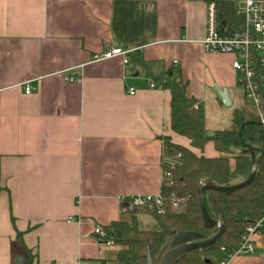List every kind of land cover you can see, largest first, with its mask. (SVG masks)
<instances>
[{
	"label": "crops",
	"instance_id": "0c3cea01",
	"mask_svg": "<svg viewBox=\"0 0 264 264\" xmlns=\"http://www.w3.org/2000/svg\"><path fill=\"white\" fill-rule=\"evenodd\" d=\"M207 2L0 0V264H26L25 248L30 264H100L114 247L95 227L131 215L123 197L160 194L166 138L218 157L172 131L162 87L183 81L203 109L214 87L243 89L236 56L202 45ZM111 47L129 63L93 60ZM253 242L229 264H264V234Z\"/></svg>",
	"mask_w": 264,
	"mask_h": 264
},
{
	"label": "trees",
	"instance_id": "16d2710c",
	"mask_svg": "<svg viewBox=\"0 0 264 264\" xmlns=\"http://www.w3.org/2000/svg\"><path fill=\"white\" fill-rule=\"evenodd\" d=\"M208 1L217 5L220 31L223 34L242 28L243 18L237 16L235 2ZM162 87L171 93L172 131L187 138L193 147L200 150L212 142L219 155L214 158L197 155L189 148L174 144L166 138L163 141V170L171 176L163 179L161 185L160 195L164 201L165 213L136 211L135 214L103 228L105 239L112 240L113 247L118 249L111 258L101 260L100 264H147L148 249L153 263L159 264L175 231L199 233L204 238L202 240H209L217 235L216 225L207 226L204 223L199 189L207 181H212L219 187H227L232 186L231 182L236 177H241L244 181L248 179L252 171V159L246 149L244 134L252 141L257 138L261 141L260 150L255 152L259 159L255 178L230 193L214 190L205 193L207 212L213 220L222 216L224 232L210 247L188 251L175 264H221L238 250L249 225L264 218V130L258 116L251 119L245 111L236 110L231 129L207 136L204 109L195 99L188 97L186 83L167 76ZM235 147L240 148L237 154L233 153ZM178 155L180 158H177ZM231 162H234V167H231ZM173 202L179 203L178 209L172 207ZM139 212L149 214L156 227L141 228L137 216ZM17 240L23 244V233H17ZM25 251L26 264H30V250L25 248Z\"/></svg>",
	"mask_w": 264,
	"mask_h": 264
},
{
	"label": "built area",
	"instance_id": "2783aa9c",
	"mask_svg": "<svg viewBox=\"0 0 264 264\" xmlns=\"http://www.w3.org/2000/svg\"><path fill=\"white\" fill-rule=\"evenodd\" d=\"M235 10L237 16L243 18V26L240 30L230 34H223L220 31V22L218 18L217 5L213 1L207 2L206 18V37L202 45L207 52L233 53L236 60L233 62V69L243 77L242 87L246 99L254 106L257 116L264 130V0H236ZM231 50V52H228ZM131 50L120 47H111L105 49L101 54L94 56L95 62L110 60L113 58H122L123 63H129V54ZM69 81H73L70 78ZM155 87L154 84L150 85ZM32 87L25 85V93L30 94ZM130 94L134 95L136 91L130 89ZM197 107V106H196ZM180 158V155L177 156ZM170 173L163 171V179L170 178ZM123 213H128L130 206L135 211H156L158 214L165 213V206L162 196L156 195H136L132 197H123ZM174 209L179 208V203L173 202ZM69 221L79 223L80 220L70 218ZM94 233L100 244L113 247L112 240L105 239V232L101 227H95ZM264 234V218L255 224L249 225L247 232L242 236L238 250L233 256L251 255L255 252L253 237ZM221 264H229V260Z\"/></svg>",
	"mask_w": 264,
	"mask_h": 264
},
{
	"label": "water",
	"instance_id": "95a60500",
	"mask_svg": "<svg viewBox=\"0 0 264 264\" xmlns=\"http://www.w3.org/2000/svg\"><path fill=\"white\" fill-rule=\"evenodd\" d=\"M228 52H231V50H229ZM213 91L216 93L219 100L226 107L231 106V101H230L229 93L227 89H219L218 87H214ZM246 149L250 152L251 159H252V171L248 179H246L244 182L240 184L227 186V187H219L213 184L212 181H207L199 189L200 206H201V212H202L204 223L207 226L216 225L218 227L217 235H215L213 238L209 240H202L204 238L199 233L175 231L174 238L172 242L170 243V245L168 246V249L166 250L159 264H175L176 261L179 258L184 257L188 251H191L193 249L210 247L223 234L224 225L222 223V216H220L217 220H213L209 216L206 206H205L204 195L209 190H214V191H218L221 193H230L250 183L251 181H253V179L255 178L257 174L259 159H257L256 157L255 148H253L250 145H246ZM129 213L132 215L135 214V209L132 206H130ZM146 261H147V264H154L152 261L149 249L147 250ZM15 264H23V259L17 258L15 261Z\"/></svg>",
	"mask_w": 264,
	"mask_h": 264
},
{
	"label": "rangeland",
	"instance_id": "374dc122",
	"mask_svg": "<svg viewBox=\"0 0 264 264\" xmlns=\"http://www.w3.org/2000/svg\"><path fill=\"white\" fill-rule=\"evenodd\" d=\"M229 98L232 102V106L226 107L222 104L218 98L214 95L213 99H207L204 104L205 111V133L207 136H212L218 131L231 129L233 126V115L236 110L245 111L251 119H255L257 116L254 106L246 99L244 91L241 87L235 90L229 91ZM245 144L252 146L256 150H260L261 141L257 138L252 141L247 134H244ZM240 148H233V153L237 154ZM215 152V148L209 142L204 148L205 153ZM216 153V152H215ZM258 154V153H257ZM241 177H236L231 183L237 182ZM139 219V226L143 229H153L156 227L153 218L149 214L137 213ZM118 247L114 248L113 251L117 250Z\"/></svg>",
	"mask_w": 264,
	"mask_h": 264
}]
</instances>
